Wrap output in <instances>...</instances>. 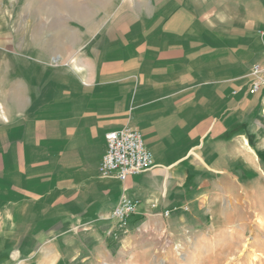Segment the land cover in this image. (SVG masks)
<instances>
[{
    "label": "crops",
    "instance_id": "obj_1",
    "mask_svg": "<svg viewBox=\"0 0 264 264\" xmlns=\"http://www.w3.org/2000/svg\"><path fill=\"white\" fill-rule=\"evenodd\" d=\"M63 3L64 27L45 37L38 6L0 0V263L84 262L123 229L122 197L138 202L126 228L173 217L191 197L180 185L229 159L237 117L264 118V87L249 92L264 0ZM123 128L153 167L120 182L99 164Z\"/></svg>",
    "mask_w": 264,
    "mask_h": 264
},
{
    "label": "rangeland",
    "instance_id": "obj_2",
    "mask_svg": "<svg viewBox=\"0 0 264 264\" xmlns=\"http://www.w3.org/2000/svg\"><path fill=\"white\" fill-rule=\"evenodd\" d=\"M28 3L33 15L39 7L45 37L61 31L58 19L68 9L59 6L63 0ZM228 153V160H217L215 172L180 185L191 195L180 205L186 210L158 224L132 219L115 240L105 241L106 249L94 245L93 254L76 264H264V118L237 117ZM0 264L21 263L17 258Z\"/></svg>",
    "mask_w": 264,
    "mask_h": 264
},
{
    "label": "built area",
    "instance_id": "obj_3",
    "mask_svg": "<svg viewBox=\"0 0 264 264\" xmlns=\"http://www.w3.org/2000/svg\"><path fill=\"white\" fill-rule=\"evenodd\" d=\"M251 83L249 92L256 94L264 87V63L254 64L249 70ZM260 114L264 117V99ZM106 150L99 164V173L103 177H114L125 182L133 176H140L153 167V157L146 148L140 131L123 128L104 135ZM138 202L122 197L111 212V219L125 228L127 220L136 214ZM186 210V208H185Z\"/></svg>",
    "mask_w": 264,
    "mask_h": 264
}]
</instances>
